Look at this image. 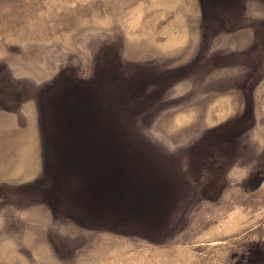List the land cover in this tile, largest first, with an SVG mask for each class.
Masks as SVG:
<instances>
[{
    "label": "rangeland",
    "instance_id": "rangeland-1",
    "mask_svg": "<svg viewBox=\"0 0 264 264\" xmlns=\"http://www.w3.org/2000/svg\"><path fill=\"white\" fill-rule=\"evenodd\" d=\"M0 264H264V0H0Z\"/></svg>",
    "mask_w": 264,
    "mask_h": 264
}]
</instances>
